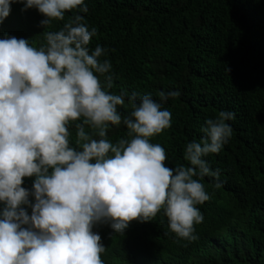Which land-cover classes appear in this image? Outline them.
I'll return each mask as SVG.
<instances>
[{"label": "clouds", "instance_id": "9594fccd", "mask_svg": "<svg viewBox=\"0 0 264 264\" xmlns=\"http://www.w3.org/2000/svg\"><path fill=\"white\" fill-rule=\"evenodd\" d=\"M13 3L34 8L45 31L38 48L0 39V264H103L94 225L123 236L130 222L159 213L176 238L195 241L198 206L210 199L201 181L222 187L205 158L230 141L234 113L206 119L201 139L184 148L187 166L170 168L151 140L171 127L162 105L179 93L161 91L159 102L112 93L108 50L90 47L97 29L77 14L88 12L85 0H0V23ZM66 13L73 14L66 20ZM54 21L64 23L47 31ZM125 96L131 111L122 118ZM121 125L126 136L113 143L110 126ZM25 178H34L31 191Z\"/></svg>", "mask_w": 264, "mask_h": 264}, {"label": "trees", "instance_id": "16d2710c", "mask_svg": "<svg viewBox=\"0 0 264 264\" xmlns=\"http://www.w3.org/2000/svg\"><path fill=\"white\" fill-rule=\"evenodd\" d=\"M81 15L97 29L90 47L108 50L114 94L176 91L162 107L171 127L152 138L165 151L166 166H187L183 151L199 141L206 119L234 113L230 141L205 159L222 187L201 181L210 199L199 210L197 239L188 242L168 229L159 213L152 221L130 222L123 236L106 223L94 225L105 247L103 264H264V0H85ZM23 3L10 5L0 39L15 37L40 47L44 19ZM73 13H66V20ZM64 22H52L55 31ZM122 118L131 111L118 108ZM70 139L75 128L70 126ZM87 131V129H86ZM126 129L110 126L114 143ZM34 178L22 187L31 191ZM31 200V198H30ZM30 215V209L27 210Z\"/></svg>", "mask_w": 264, "mask_h": 264}]
</instances>
